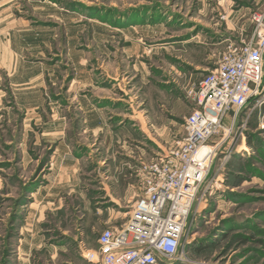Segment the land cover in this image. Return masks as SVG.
<instances>
[{
    "label": "rangeland",
    "instance_id": "374dc122",
    "mask_svg": "<svg viewBox=\"0 0 264 264\" xmlns=\"http://www.w3.org/2000/svg\"><path fill=\"white\" fill-rule=\"evenodd\" d=\"M263 2L12 0L15 12L54 27L42 57L57 67L41 108L16 109L9 91L0 106V264H91L83 254L100 231L127 220L141 167L185 135L190 87L250 37ZM60 140L69 155L58 175ZM210 143L212 162L168 262L264 264V60L257 92ZM26 233L29 251L20 248Z\"/></svg>",
    "mask_w": 264,
    "mask_h": 264
},
{
    "label": "built area",
    "instance_id": "2783aa9c",
    "mask_svg": "<svg viewBox=\"0 0 264 264\" xmlns=\"http://www.w3.org/2000/svg\"><path fill=\"white\" fill-rule=\"evenodd\" d=\"M252 33L229 44L216 66L193 83V108L185 135L140 169L141 191L120 226L103 228L97 248L84 252L91 264H158L176 259L186 219L199 185L207 176L215 144L228 112L257 92L264 60V2L251 13Z\"/></svg>",
    "mask_w": 264,
    "mask_h": 264
},
{
    "label": "crops",
    "instance_id": "0c3cea01",
    "mask_svg": "<svg viewBox=\"0 0 264 264\" xmlns=\"http://www.w3.org/2000/svg\"><path fill=\"white\" fill-rule=\"evenodd\" d=\"M14 8L12 0H0V106L3 104L6 92L9 91L16 109L27 114L45 104V80L57 67L56 63L42 57L47 43L51 45L50 38L54 27L49 22L36 20L33 14L26 16L24 13H27L28 9H23L21 10L23 13H19L15 12ZM86 106L89 107L88 104ZM92 111L97 110L92 107ZM63 147V141L60 140L51 156V162L53 161L58 175L59 172L64 173L68 169L63 161L68 159L69 154ZM133 148L137 151L136 154L147 153V148L144 146L135 145ZM153 153L155 155L159 152L156 150ZM136 157L145 158V156ZM129 161L133 164L137 162H133L132 158ZM132 186L128 183L125 187ZM27 236V233L21 236L20 248L24 247L29 251L31 243ZM158 264L172 263L159 258Z\"/></svg>",
    "mask_w": 264,
    "mask_h": 264
},
{
    "label": "trees",
    "instance_id": "16d2710c",
    "mask_svg": "<svg viewBox=\"0 0 264 264\" xmlns=\"http://www.w3.org/2000/svg\"><path fill=\"white\" fill-rule=\"evenodd\" d=\"M240 238V237H239ZM238 241L240 242V243H244L245 241H246V239L244 238H240V239H238ZM262 243L264 244V240H262Z\"/></svg>",
    "mask_w": 264,
    "mask_h": 264
}]
</instances>
